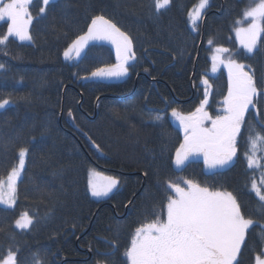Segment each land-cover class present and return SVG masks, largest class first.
<instances>
[{
    "label": "trees",
    "instance_id": "16d2710c",
    "mask_svg": "<svg viewBox=\"0 0 264 264\" xmlns=\"http://www.w3.org/2000/svg\"><path fill=\"white\" fill-rule=\"evenodd\" d=\"M198 1L171 0L158 12L154 0H53L48 6L33 0L32 40L9 37L0 45V100L11 101L0 109V178L17 165L19 149H28L14 207L0 205V257L12 249L18 264H128L124 253L135 230L165 217L167 198L174 196L168 183L185 187L183 180L191 179L232 192L246 218L259 221L238 257L241 264H255L264 252V207L250 188L264 174V149L258 150L260 167L249 168L246 154L249 137L264 135V97L245 113L229 167L207 173L201 161L173 166L183 135L170 112L195 111L204 78L211 85L207 110L223 112L228 71L208 75L215 47L251 65L264 90V33L253 54L232 36L250 0H210L193 29L189 12ZM99 15L133 41L136 58L122 81L91 77L96 68L116 63L107 44L90 43L74 61L63 58ZM6 32L7 23L0 22V36ZM156 115L163 120L155 121ZM90 168L119 181L107 199L91 198ZM24 212L33 224L19 230L15 220Z\"/></svg>",
    "mask_w": 264,
    "mask_h": 264
},
{
    "label": "snow or ice",
    "instance_id": "6c2138e0",
    "mask_svg": "<svg viewBox=\"0 0 264 264\" xmlns=\"http://www.w3.org/2000/svg\"><path fill=\"white\" fill-rule=\"evenodd\" d=\"M48 6L51 0H42ZM33 0H0V21L7 23L6 34L0 36V45H5L9 37L20 41H31L29 27L33 22L29 8ZM155 8H166L171 0H154ZM209 0H199L193 12L189 13V22L195 29ZM45 7H40V13ZM249 21L247 27H238L236 36L239 43L249 54L257 49L261 33H264V0L243 13ZM238 23H240L238 21ZM89 41H109L115 45L116 63L98 67L91 72L93 78H119L128 73L129 61L135 60L133 41L128 34L121 31L110 19L103 15L94 17L87 32L77 36L64 50L66 60L80 57ZM209 44L212 41L209 40ZM226 48H217L212 56V72H216L217 63L224 64L222 54ZM225 67L228 69V91L223 100V112L211 115L207 110L209 89L207 79L204 99L195 111L185 115L173 109L172 117L179 121L183 129V142L176 149L174 164L182 168L192 157H203L205 166L211 169L224 168L232 162L237 152V137L241 134L245 123V113L249 107H256L258 97H264V90L257 87L255 71L251 65L237 63L229 59ZM246 67L248 70H245ZM4 68L0 64V69ZM11 103L8 99L0 100V109ZM259 115V112H257ZM155 121L163 120L156 115ZM206 123L210 126H206ZM251 154H246L248 167H260L255 157L258 150L264 149V135L259 133L249 137ZM98 147V146H97ZM28 149L18 151V165L12 167L6 179L0 178V204L14 205L16 200V183L25 166ZM114 177L91 173L88 187L93 197H107L118 185ZM185 187L179 182H169L167 187L174 191V196L167 198L166 219L156 218L150 223L141 225L135 230L130 247L125 250L124 257L128 264H241L242 245H246V234L259 225V221L246 218L241 204L232 192L213 191L209 187L191 179L183 180ZM264 185V174L261 176ZM251 192L264 207V190L257 185L255 179L251 183ZM33 224V218L24 212L16 221V226L26 229ZM262 232H264V226ZM116 247L115 244L112 245ZM0 264H18L17 252L9 249L0 257ZM34 264H41L35 260ZM255 264H264V252L255 256Z\"/></svg>",
    "mask_w": 264,
    "mask_h": 264
},
{
    "label": "rangeland",
    "instance_id": "374dc122",
    "mask_svg": "<svg viewBox=\"0 0 264 264\" xmlns=\"http://www.w3.org/2000/svg\"><path fill=\"white\" fill-rule=\"evenodd\" d=\"M51 1H53V0H51ZM4 2H7V0H4ZM199 2V1H198ZM198 2L195 4V6L198 4ZM209 2H210V0H209ZM260 2V0H250V2H249V4H248V7H246L245 8V10L246 9H248V8H250V7H254L257 3H259ZM209 5V4H208ZM195 6L190 10V12H193L194 11V9H195ZM244 10V11H245ZM205 11V10H204ZM203 11V12H204ZM189 12V13H190ZM244 13V12H243ZM238 21L240 22V23H238ZM0 22H3V21H0ZM199 22V20L197 21V23ZM248 20L244 17V15L242 14V16H241V18H239L236 22H235V26H234V29H233V33H232V36H233V38L235 39V41H236V43H237V45H238V47L240 48V49H242L245 53H247V54H249L248 52H247V50L246 49H244L243 48V46L239 43V40L237 39V36H236V29L238 28V27H247L248 26ZM190 23V22H189ZM190 26H191V28H193V25L190 23ZM194 29V28H193ZM15 39H18V38H16V37H14ZM19 40V39H18ZM22 42H30V41H22ZM90 43H104V44H107V45H109L112 49H113V52L115 53V45H113L111 42H109V41H89L88 42V44H86V45H89ZM217 48H224V47H215L214 49H213V51H212V53H211V62H212V64H213V61H212V56L215 54V55H220V54H218V53H216V49ZM227 49V48H226ZM255 50V49H254ZM63 58H64V55H63ZM65 59V58H64ZM78 58H76L75 57V55L73 54V59H70V60H68V61H74V60H77ZM222 59L224 60V64H219V63H217V70H216V72H212V64H211V68H210V71H209V73H208V75H216L221 69H225L226 71H228V69H227V67H225V64H227V62H228V60L229 59H232V60H235L234 58H233V56H232V53H230V51H228V52H226V53H223L222 54ZM66 60V59H65ZM115 61H116V53H115ZM236 61V60H235ZM117 62V61H116ZM237 63H239L238 61H236ZM129 63V62H128ZM245 70H248V68L246 67V69ZM127 75H128V73L125 75V76H122V77H119V78H101V80L102 81H109V82H117V81H122V80H124L126 77H127ZM204 79H207V78H204ZM208 80V79H207ZM208 82H209V80H208ZM209 84H210V82H209ZM203 88H204V92H205V85L203 84ZM209 93H211V88L209 89ZM209 97H210V94H209V96H208V102H209ZM204 99V98H203ZM199 106H200V104H199ZM198 106V107H199ZM251 107V106H250ZM206 110H207V108H206ZM208 111V110H207ZM222 111H223V109H222ZM172 112V111H171ZM171 112H170V117H171V119L174 121V123L181 129V132H182V135H183V137H184V133H183V129L180 127V125H179V121L178 120H176L174 117H172V115H171ZM179 112V111H178ZM209 112V111H208ZM222 114V113H221ZM206 126H210V124H208V123H206ZM237 140H238V137H237ZM183 142V141H182ZM251 146H250V148H249V155L251 154ZM262 154H263V156H264V151L262 152ZM258 151L255 153V157H256V159L258 158ZM235 157H236V155L233 157V159H232V162L229 164V165H227L226 167H224V168H215V169H211V168H208L207 166H205V164H204V162H203V157L201 156V157H192V158H190L189 159V161H187L186 163H188V162H190V161H201L202 163H203V168H204V170H205V172H207V173H212V172H215V171H219V170H223V169H225V168H227V167H229L233 162H234V160H235ZM174 159H175V155H174V158H173V166H174V168L175 169H180V168H177L176 166H175V164H174ZM185 163V164H186ZM17 165H18V163H17ZM16 165V166H17ZM252 168H256V166H254V167H252ZM22 172H23V170H22ZM22 172H21V176H22ZM93 172H95V173H99L101 176H105V177H112V176H110V175H106V174H104V173H102V172H99L98 170H96V169H94V168H90V170H89V173H88V181H89V179H90V174L91 173H93ZM20 176V177H21ZM20 177L18 178V180L20 179ZM6 179V178H5ZM18 180H17V182H18ZM261 181V177L259 178V182ZM257 182V181H256ZM17 184V183H16ZM257 185L259 186V187H261V186H263V185H261V183L260 184H258V182H257ZM118 186V185H117ZM89 188V187H88ZM117 188V187H116ZM115 188V189H116ZM115 189H113V191L111 192V193H109V195L107 196V197H93L92 195H91V192H90V190H89V194H90V196H91V198L92 199H95V200H104V199H107L114 191H115ZM251 189V188H250ZM173 193H174V191H173ZM174 195H175V193H174ZM15 204V203H14ZM1 206H3V207H6V208H13L14 207V205H12V206H9L8 204H0ZM167 205V204H166ZM21 217V215L15 220V227L17 228V229H19V230H28L29 228H30V226L28 227V228H26V229H21V228H18L17 226H16V221L19 219ZM164 219H166V207H165V217H164Z\"/></svg>",
    "mask_w": 264,
    "mask_h": 264
},
{
    "label": "crops",
    "instance_id": "0c3cea01",
    "mask_svg": "<svg viewBox=\"0 0 264 264\" xmlns=\"http://www.w3.org/2000/svg\"><path fill=\"white\" fill-rule=\"evenodd\" d=\"M86 47H87V45H85V47H84V49L82 50L81 54H83V52L85 51Z\"/></svg>",
    "mask_w": 264,
    "mask_h": 264
}]
</instances>
